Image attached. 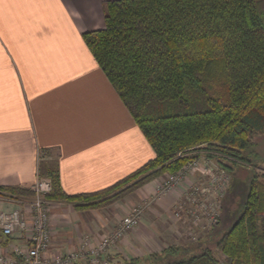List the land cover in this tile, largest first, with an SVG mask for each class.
Segmentation results:
<instances>
[{"label":"trees","instance_id":"1","mask_svg":"<svg viewBox=\"0 0 264 264\" xmlns=\"http://www.w3.org/2000/svg\"><path fill=\"white\" fill-rule=\"evenodd\" d=\"M105 27L84 41L152 145L155 157L99 191H64L55 163L49 200L104 208L178 172L200 145L235 161L264 132V0H108ZM190 107L175 111L180 104ZM32 188L0 185V194ZM226 264H264V181L253 177L241 215L217 242ZM112 264H221L210 248L161 252Z\"/></svg>","mask_w":264,"mask_h":264},{"label":"crops","instance_id":"2","mask_svg":"<svg viewBox=\"0 0 264 264\" xmlns=\"http://www.w3.org/2000/svg\"><path fill=\"white\" fill-rule=\"evenodd\" d=\"M106 1L0 0V185L32 188L54 162L65 192H95L155 157L83 38L105 27ZM160 179L104 208L77 209L74 203L50 200L47 255L74 251L75 263L84 264L89 249L143 204L142 231L126 234L103 256L117 262L129 259L130 252L131 257L154 252L163 239L159 215L181 198L173 191L156 199ZM18 206L0 194V211ZM86 237L91 244L82 248ZM23 245L21 233L0 231L1 255L13 257ZM147 246H152L148 253ZM17 264L27 263L18 258Z\"/></svg>","mask_w":264,"mask_h":264},{"label":"rangeland","instance_id":"3","mask_svg":"<svg viewBox=\"0 0 264 264\" xmlns=\"http://www.w3.org/2000/svg\"><path fill=\"white\" fill-rule=\"evenodd\" d=\"M189 109L186 104L180 103L174 110L182 112ZM251 140L250 146L242 151L243 159L236 161L226 154L214 153L203 144L186 152L193 159L182 167L183 170H179L183 172L178 182H173L175 185L171 190L164 191L162 187L172 174L160 176L155 198L163 199L173 191H180L181 198L166 215H159L161 222L159 224L158 221L157 225L162 229L163 239L157 241L154 252L170 245H178L182 252L190 254L210 248L220 263L226 264V257L218 249L217 242L241 215L253 177L257 176L258 180L264 181V132L254 135ZM154 202L148 201L149 204ZM141 223L142 218L140 225L133 231H142ZM147 247L148 253L152 246ZM131 255L134 254L130 252V258ZM144 256L146 255L141 256L138 252L133 257ZM84 257L83 262L86 264L91 257ZM108 257L106 254L102 259L112 264L113 261Z\"/></svg>","mask_w":264,"mask_h":264},{"label":"built area","instance_id":"4","mask_svg":"<svg viewBox=\"0 0 264 264\" xmlns=\"http://www.w3.org/2000/svg\"><path fill=\"white\" fill-rule=\"evenodd\" d=\"M182 172L167 177L162 190H171L175 185L173 182H178ZM51 189V179L40 176L32 186L33 195L30 198L10 193L3 194L19 206L11 211H0V231L6 236L21 233L25 245L17 246L13 257L0 254V264H17L18 258L27 264H73L76 260L75 253H60L52 257L47 255L52 242V224L50 200L46 198V194ZM144 208L142 205L134 207L121 219L114 231L104 235L95 247L90 248L87 253L91 258L86 264H111L110 261L102 259L103 253L140 225ZM90 244L91 239L86 237L81 247H88Z\"/></svg>","mask_w":264,"mask_h":264}]
</instances>
